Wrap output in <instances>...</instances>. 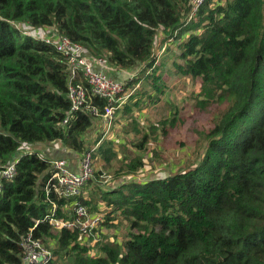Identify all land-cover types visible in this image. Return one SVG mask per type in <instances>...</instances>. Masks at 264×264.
<instances>
[{
  "label": "trees",
  "instance_id": "1",
  "mask_svg": "<svg viewBox=\"0 0 264 264\" xmlns=\"http://www.w3.org/2000/svg\"><path fill=\"white\" fill-rule=\"evenodd\" d=\"M190 10V0H0V169L26 147L34 150L2 181L0 264H22L27 233L51 252L47 264H264V0H205L188 22ZM32 32L66 37L88 58L133 70L112 120L135 134L133 157H120L116 148L123 147L102 133L88 138L101 119L88 109L62 124L70 109L68 63ZM158 36L159 49L170 42L177 52L159 59ZM170 71L199 85L194 107L206 124L196 134L195 163L133 180L145 175L152 135H166L164 125L176 120L146 128L131 108L163 94ZM74 83L102 112L104 101L84 79ZM125 117L130 123L120 121ZM50 143L77 159L92 156L93 177L76 199L46 190L51 161L62 156L36 149ZM108 178L111 190L93 185ZM74 201L103 215L86 238L49 221L69 220ZM123 222L129 231L121 243L100 231Z\"/></svg>",
  "mask_w": 264,
  "mask_h": 264
},
{
  "label": "built area",
  "instance_id": "2",
  "mask_svg": "<svg viewBox=\"0 0 264 264\" xmlns=\"http://www.w3.org/2000/svg\"><path fill=\"white\" fill-rule=\"evenodd\" d=\"M205 0H190L191 10L189 11L188 22L197 14V11ZM35 38L44 40L48 44L54 45L57 51L61 52L67 60L68 74V92L70 100V109L62 124H66L70 115L80 109H88L90 114L100 117L106 126L113 120L115 111L125 104L128 93H125L124 80H115L108 77L102 70L109 65L102 58H88L81 45L71 42L66 37H52L48 33L41 34L32 32ZM114 69L113 67H110ZM131 77L133 73L128 74ZM81 76L89 86L92 96L104 101L102 112L98 106H88L87 96L82 84L74 83V79ZM34 150L27 147L24 152L9 165L0 169V192L2 191V181L12 179L16 175L15 163L22 155L32 154ZM39 156H41L39 154ZM52 172L46 180V190H53L59 196L70 199H76L83 192L84 186L93 177V161L90 153H85L78 159L76 170L67 167L64 159H54L51 161ZM68 207V206H67ZM71 208V218L69 220L51 218L50 223L58 229L78 228L81 236L88 235L92 229L103 220L100 213L89 214L86 207L79 202L74 201L69 206ZM95 240H93L94 242ZM23 257L22 264H47L51 259V252L43 247L39 242L32 239L31 233H27L22 241Z\"/></svg>",
  "mask_w": 264,
  "mask_h": 264
},
{
  "label": "rangeland",
  "instance_id": "3",
  "mask_svg": "<svg viewBox=\"0 0 264 264\" xmlns=\"http://www.w3.org/2000/svg\"><path fill=\"white\" fill-rule=\"evenodd\" d=\"M157 40L154 51L159 59L164 55L165 57H169L172 52H177L175 44L170 42H167L159 49L158 44L161 40V36H158ZM166 45H169L168 47L170 50L168 49L169 51L163 52ZM166 67L172 70L171 60L166 62ZM132 72L133 70L127 73L130 74ZM165 81L168 83L169 87L163 94L155 93L151 101L147 98H143L138 108H131V115L135 117L136 121L139 122L141 126H145L146 128H148L149 125L159 126L160 120H168L173 117L176 120L175 126L168 127L169 125H164L167 128L166 135H161L159 133L160 129H157L159 131L156 132L155 136L152 135V137H156V141H151V143H149L150 148L143 153L146 164H149L147 165V169H143L145 175L143 177L133 176L135 177H132L133 180L137 178H141V180L153 179L154 176H158L159 172L169 174L177 171L179 168L181 169L192 165L193 162L195 163L197 155L194 146L196 145V134L203 129L201 126L206 124L204 112L195 111L194 107L199 92V85L198 83H195V85L190 79L182 78L180 75L172 73L171 71L170 76L167 79L165 78ZM113 118H117V115L114 114ZM120 121L126 124L130 119L125 117ZM112 122L111 120L104 127V131L101 130L99 133L104 134L106 138L109 137L113 141L114 148L117 146L119 148L123 147L124 153H122V149L116 148L120 157H122L123 154L128 157H133L136 154V150L130 144L135 143L134 141L137 140L135 134L129 129V131L125 133L120 124H113ZM96 135H98V133L92 134V138ZM127 178L129 180L132 179L130 177ZM112 182V178H108L104 182L103 179L100 181L96 179L93 185H99L102 190H111L109 188L113 185ZM89 188H92V185L89 186ZM100 231L109 237L113 236L117 242L121 243L125 240L129 227L123 222L115 227L109 228L103 226ZM86 237L87 236H85V238ZM82 242L81 243L86 246L89 244L87 241ZM92 244L93 241H90L89 246H92Z\"/></svg>",
  "mask_w": 264,
  "mask_h": 264
},
{
  "label": "crops",
  "instance_id": "4",
  "mask_svg": "<svg viewBox=\"0 0 264 264\" xmlns=\"http://www.w3.org/2000/svg\"><path fill=\"white\" fill-rule=\"evenodd\" d=\"M97 70H102L108 77L112 78V79H124L126 76H128V71L125 70H115V69H111L108 67L105 68H98L96 67ZM100 121V123H99ZM98 121V126H96L95 130L91 132L90 134V139H93L92 134H97L101 131V129H104V123L103 121L100 119ZM41 155L43 156H48V157H61L62 159L64 158V160H66L67 162V167L71 170H76V166H77V162H78V155H71L70 153H68V151L62 147V146H58L55 143H50V144H45V145H41L36 149Z\"/></svg>",
  "mask_w": 264,
  "mask_h": 264
}]
</instances>
